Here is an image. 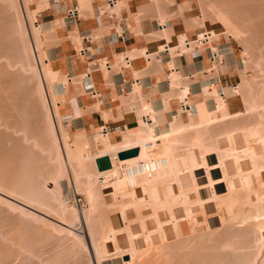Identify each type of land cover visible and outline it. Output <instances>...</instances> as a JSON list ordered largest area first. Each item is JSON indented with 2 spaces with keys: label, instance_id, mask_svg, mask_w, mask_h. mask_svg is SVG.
<instances>
[{
  "label": "rangeland",
  "instance_id": "obj_1",
  "mask_svg": "<svg viewBox=\"0 0 264 264\" xmlns=\"http://www.w3.org/2000/svg\"><path fill=\"white\" fill-rule=\"evenodd\" d=\"M69 1H74V6H79L82 15L88 6L92 7L88 10L94 15L96 5H92V2L87 6L83 0ZM48 2L49 0H0V88L3 85L0 103L10 107L3 108V104H0V113L4 116V120L0 116V189L22 200L14 202L0 194V264H123L124 255L130 258L125 261L127 263L133 258L129 264H264V0H145L149 11L164 13L167 17H163L162 31L167 20L170 21L169 25L173 24L172 33L175 32L178 39L177 43L170 44L171 47H176L172 50V56L192 53L196 45H192V50H187L186 45L182 46L185 44L184 40L194 41L203 32L209 31L214 34L211 47L222 45L229 48L230 56L236 58L238 64L234 70L229 71L224 60L215 69V72L226 75L236 72V80L229 86H237L233 102L238 112L236 117H219L217 121L220 122L215 126L219 125L222 130L229 127L233 135L243 134L245 143L242 146L229 142V139L224 151L219 153L224 160L220 159L224 173H228L226 179L222 180L225 183L202 193L203 197L211 198L205 204L210 203L213 208L209 209L207 205L208 211L202 210L201 205L204 204L199 205L193 197L190 200L187 192L180 187L177 196L171 197L169 206H173L174 198H177L189 209L184 217L188 219L184 234L176 227L178 217L166 204H160V210L153 209L158 203L152 194V189L158 182L162 185L172 181L177 185L179 181V186L183 187L179 180L182 175L178 176L181 169L176 168V171H169L167 174L160 162L166 158L169 163L172 159L175 164L173 155L177 148H173V145L179 142L178 136L174 141L154 143L151 154L149 152L152 155L149 158L153 161L151 165L146 163L137 166L136 163H131L135 166L131 171L136 172V177L134 172L120 180L116 175L101 179L95 172L92 158L84 160L90 155V149L85 145L86 138L63 120L64 114L57 110L58 103H65L69 99L59 97L56 90L62 82L68 89L71 86L78 89L82 87V77L69 83L66 76L55 73L56 75L45 76V81H42L37 73L36 56L42 68L49 70L52 67L55 70L45 53V47L51 45L55 34L47 33L49 30L40 20V15L51 8ZM125 10L127 9L119 6L116 12ZM35 23L41 25L40 32L34 30ZM30 27L35 32L33 38L29 34ZM168 32L163 31L164 35L161 36L164 37ZM73 37L74 40H79L77 32ZM164 38L169 41L167 35ZM165 43L161 46V51H164ZM81 48L78 41L79 56ZM121 56L119 60L112 62L113 69L117 70L118 67L120 70L118 64L121 63ZM152 59L156 61V56ZM95 62L97 61L91 64ZM107 71L104 68L103 72L109 74ZM115 72L114 70L113 73ZM173 78L176 80L175 75ZM4 85L10 90H6ZM135 90L139 92V87ZM218 90L214 87L212 94L218 96ZM136 95L137 92L131 96V100L145 107V102L136 99ZM207 95L209 97V92ZM7 100L11 101L10 104ZM189 101L194 104L191 98ZM52 112L56 115L58 132L53 126ZM202 115L205 121L209 118V112L205 110H202ZM22 122L24 125L20 124ZM211 123L194 131L198 133L200 129L212 125ZM100 141L102 142V137L97 143L101 148ZM200 144L201 141V147ZM188 148L191 149H185ZM203 148L202 160L206 150L212 152L211 149ZM91 156L93 157V153ZM226 157L236 166L241 165L243 159L248 161L249 170L229 173L225 168ZM162 174H170L171 178L166 176L167 179L159 181ZM198 174L203 175V171ZM207 176L209 178L208 174ZM204 181V178L200 180L201 184ZM193 183L194 192L199 196L200 191L194 179ZM110 193H114L113 199L106 197ZM79 200H82V204ZM82 212L85 218L79 222L76 219ZM70 226L78 231L72 230ZM180 228L182 230L181 226ZM133 246H137L134 254L130 252Z\"/></svg>",
  "mask_w": 264,
  "mask_h": 264
},
{
  "label": "crops",
  "instance_id": "obj_2",
  "mask_svg": "<svg viewBox=\"0 0 264 264\" xmlns=\"http://www.w3.org/2000/svg\"><path fill=\"white\" fill-rule=\"evenodd\" d=\"M57 1V3L55 2L51 6L49 11L47 10L48 12L40 15L42 24L49 30L47 33L55 34V39L50 42L51 45L45 47V53L47 58L50 59L51 66L53 65L55 71L61 74V76L67 77L70 75L73 79L82 77V84H80L82 87L74 89L71 86V88L68 89V86L62 82L56 87V90L59 97H68L69 99V101H65V103H58L59 113L64 114L63 120H65V123L71 124V127L76 129L75 131L77 133L84 136L87 142H93L94 139L101 134L102 128L107 126L114 130L112 132V140L114 142L123 143V134L128 131L134 138L140 137L143 142H146H144L145 144H148V142L152 143L149 138L151 135L150 130L142 127L141 124L143 116L146 113L150 114L149 110H153L161 121L155 128L156 133H166L165 131L171 130V123L175 119L174 117L181 119V121L186 124L189 122L188 114L180 110V99H184V93H187L188 100L191 98L194 107L198 106L201 108V111L205 110L209 112L213 110L216 105V96L212 94L214 87L220 90L222 86H227L224 90L229 91L231 89L229 84H233L236 80V72L226 75L209 69L208 50L194 53H179L174 57L168 54L170 51H167L168 53L166 51H161V46L168 41L164 38L165 36H161L164 35L163 33L161 34L162 20L163 17L166 16L164 13L159 14L155 13V11H149L145 0H119L125 2L121 3V6L127 10L119 13L116 12L117 21L113 24L108 21L106 16H103L102 26L98 25L95 18V11L97 8L101 10L105 9L104 0H83L84 2L87 1V6L91 2H93L92 5H96L93 10L94 15L92 16L91 12L86 8L83 15L81 12L80 21L77 23L76 27L66 18V10L74 6V1ZM167 22L169 23L170 21L167 20ZM168 29H171V32L165 35L169 37V43H177V34L175 32L174 34L172 33L174 29L173 24L167 27L166 30ZM75 32L79 34V40H74L73 35ZM90 33L93 35V41L91 43H86L83 37ZM115 33L123 34L126 40L124 42H113L110 36ZM78 41L81 43V47L85 46L90 49L86 58H81L82 56L80 55V57L78 55ZM175 48L176 47H172V50ZM145 52H148L151 57L146 59L144 56ZM120 55H122L121 58L124 56H128L129 58L133 57L132 67L130 69H111L109 71L106 69L109 74L103 72L104 69L96 70L93 72L89 82L83 81L87 66L92 65L90 64V60L100 61L107 59L114 62ZM229 55L231 54H226L227 58L225 56V59L229 61L227 63L225 60L226 62L224 65H228L227 68L229 71H232L237 66V60ZM152 56H156V61L152 59ZM231 57L234 59H230ZM114 70L116 71L115 73H113ZM172 74L177 76L175 81L173 80L174 75ZM218 79L220 83H217ZM71 82L69 81V83ZM213 83H217V85L212 86L211 84ZM89 84L99 93V97H94L86 90ZM209 86L210 91L208 97L206 88ZM137 87H139V92L135 90ZM219 90L217 94H220ZM136 92L138 93L136 99L145 102V107H143L141 103L136 104L131 100V96ZM234 97L235 96L230 95L227 99V101H230L228 102V111L233 115L238 114L233 102ZM189 104H191L190 101ZM218 115H220L218 117H221V114ZM219 122L215 121L214 124L200 129L198 133L191 130L178 136L177 140L179 142L173 145V148H177L174 150L175 155H173L177 169L186 170L190 168L188 167L189 160L192 166L202 163L203 147L214 151L207 157L208 166L214 167L220 164L219 152L221 150L224 151L225 145L229 139V142L233 141L234 144L239 143L242 146L244 145L245 136L243 134L233 135L229 127L222 130L219 125L215 126ZM197 141H201V147ZM186 147H190L191 149L188 148L186 150ZM212 147H214L215 150H213ZM179 148L182 149L180 150ZM102 149V147H98L95 150L100 151ZM225 162L226 171L229 173L237 174L240 171L249 170V163L244 159L239 166L238 164L236 166L232 160H227V158ZM95 165L96 162H93L94 168L97 169V165ZM200 171H203V175L199 174L198 182L201 184L200 180L204 178L206 181L201 185H209V178L206 171ZM198 172L199 171H196L197 174ZM210 173L214 179L224 178V170L221 168L210 170ZM185 175L187 176L185 177ZM166 176L162 174L161 180L159 181H164L167 177L171 178L170 174ZM179 180L183 183V187L179 186V181L177 185L172 181L169 184L162 185L158 182L157 186L153 187L152 194L158 203L153 209L160 210V204H166L168 208H170V211L172 210L174 212L173 214L178 217L176 219L178 220L176 225L180 232L184 234V228L188 226V219L184 217L189 209L183 206L181 199L177 200V198H174L175 201L172 203L173 206H169L170 204L168 202L171 201V197L177 196L178 187H180L183 188L185 193L187 192L190 200L193 197V199L198 202L199 198L208 199L209 197H203L202 193L207 189L211 191L212 188H208L209 186H207L206 189H201L200 195L198 196L196 192H194V183L191 173H184ZM223 183H225V181L220 184ZM217 186H215V188H217ZM136 194H138V192H136ZM106 197L113 199L114 193L107 194ZM127 199H129V197H127ZM131 203L132 202H130V204ZM207 205H209V209L213 208L209 203L204 204V206L201 205V209L208 211Z\"/></svg>",
  "mask_w": 264,
  "mask_h": 264
},
{
  "label": "bare ground",
  "instance_id": "obj_3",
  "mask_svg": "<svg viewBox=\"0 0 264 264\" xmlns=\"http://www.w3.org/2000/svg\"><path fill=\"white\" fill-rule=\"evenodd\" d=\"M48 1V0H47ZM79 1V0H78ZM88 1V0H87ZM86 1V2H87ZM119 1V0H118ZM216 2L218 1V0H215ZM249 1V0H248ZM46 2V1H45ZM57 3L58 1H56V0H49V2H48V5L51 7L54 3ZM214 2V1H213ZM234 2V1H233ZM90 3V2H89ZM93 3V2H92ZM121 3H124L123 1H119L118 2V4H117V7H116V10H119V6H121ZM127 3V2H126ZM176 3V2H175ZM228 3H230V2H228ZM88 4V3H87ZM91 4V3H90ZM213 4V7H214V3H212ZM224 4V3H223ZM234 4V3H233ZM235 4H236V2H235ZM46 5V4H45ZM56 5V4H55ZM123 5V4H122ZM127 5V4H126ZM216 5V4H215ZM221 5V4H220ZM226 5V4H225ZM57 6V5H56ZM219 7V6H218ZM217 7V8H218ZM229 7V6H228ZM232 7H233V5H232ZM57 8V7H56ZM88 8H89V6H88ZM91 9H92V7H90ZM89 8V9H90ZM182 8V7H181ZM215 8V7H214ZM224 9V8H223ZM226 9V8H225ZM230 9V8H229ZM228 9V10H229ZM233 9V8H232ZM231 9V10H232ZM238 9V8H237ZM121 10V9H120ZM182 10V9H181ZM216 11V10H215ZM238 11V10H237ZM118 12V11H117ZM216 12H218V11H216ZM223 12V11H222ZM119 13V12H118ZM224 13V12H223ZM217 14V13H216ZM221 14V13H220ZM218 15H219V13H218ZM169 16V15H168ZM226 16H227V14H226ZM174 17V16H173ZM219 17V16H218ZM167 18V17H166ZM227 18V17H226ZM227 19H229V18H227ZM225 20V19H224ZM226 21V20H225ZM229 21V20H228ZM231 21V20H230ZM198 23V22H197ZM227 23H229V22H227ZM60 24V23H59ZM165 24V23H164ZM170 22L168 23V22H166V24L164 25V29H163V31H164V33L166 32H168V31H170L169 29H168V31L166 30L167 29V27H169L170 25ZM2 25V24H1ZM31 25V24H30ZM33 26V25H32ZM163 26V25H162ZM161 26V27H162ZM165 27H166V29H165ZM194 27V26H193ZM33 28H34V30L35 31H39L40 29H41V25L40 24H38V23H35V26H33ZM6 31V30H5ZM163 31H161V33L163 32ZM3 32V31H2ZM40 32V31H39ZM35 32L33 31V29H32V27H30V29H29V34H30V36L33 38V34H34ZM37 33V32H36ZM4 35V34H3ZM91 35H92V33H91ZM159 35V34H158ZM168 35V34H167ZM170 35V34H169ZM166 36V35H165ZM201 36V35H200ZM3 37V36H2ZM168 37V36H167ZM4 38V37H3ZM37 38V37H36ZM92 38H93V35H92ZM83 39H84V37H83ZM167 39V38H166ZM184 39V38H183ZM85 40V39H84ZM185 40H187V39H185ZM184 40V41H185ZM92 41H93V39H92ZM190 41V40H189ZM170 39H169V41H168V43L166 44V45H164V51H170L168 54H171L172 55V47L170 46ZM186 44H184V45H182V46H185ZM165 47H168V49L167 48H165ZM180 47V46H179ZM185 47H187V50L189 49V50H192V48L190 47V48H188V46H185ZM83 48H85V46H82V48H81V50L83 49ZM182 48V47H181ZM184 48V47H183ZM212 48H214V47H212ZM176 49V48H175ZM186 49V48H185ZM80 50V51H81ZM90 50V49H89ZM174 50V49H173ZM203 50V49H202ZM34 51H35V48H34ZM178 51V50H177ZM88 54V53H87ZM231 54V53H230ZM38 55V54H37ZM87 55H85V56H82V57H86ZM145 57H147L146 56V52H145V55H144ZM230 56V55H229ZM125 57V56H124ZM124 57H122V58H120V59H123ZM151 57V56H150ZM149 57V58H150ZM153 57V56H152ZM174 57V56H173ZM11 58V57H10ZM36 58H37V64H38V68H37V73H38V75H40V77L42 78V81H45V78L47 77V76H50L51 74H55V73H57L55 70H53L52 69V67H50L49 68V70L48 69H45V67L44 68H42L41 67V64H40V60L38 59V57L36 56ZM171 58H172V56H171ZM226 58H227V56H226ZM8 59V58H7ZM146 59H148V57L146 58ZM228 59H229V57H228ZM230 59H234V58H230ZM224 60H226V59H224ZM227 61V63H228V61L229 60H226ZM225 61V62H226ZM231 61V60H230ZM121 63H122V60H121ZM230 65V64H229ZM234 65V64H233ZM236 65V64H235ZM238 65V64H237ZM2 66V65H1ZM228 66V65H227ZM227 66H225V67H227ZM5 67H7V66H5ZM114 67H112V69H113ZM118 68V67H117ZM7 69H8V67H7ZM9 69H11V68H9ZM226 69V68H225ZM108 70V69H107ZM117 70H119V68L117 69ZM228 70V69H227ZM109 71V70H108ZM210 71V70H209ZM6 73V72H5ZM118 73H119V71H118ZM11 74V73H10ZM15 74V73H14ZM180 74V73H179ZM56 75V74H55ZM172 75H174V74H172ZM15 76V75H14ZM13 76V77H14ZM46 76V77H45ZM53 76V75H52ZM10 77V76H9ZM174 77V76H173ZM1 78V77H0ZM11 78V77H10ZM175 78H177L176 77V75H175ZM14 79V78H13ZM18 79V78H17ZM174 79V78H173ZM172 80V79H171ZM6 81H8V80H6ZM175 81V80H174ZM172 82V81H171ZM177 82V81H176ZM248 82V81H247ZM53 83V82H52ZM1 84H3V82L1 83ZM7 84H8V82H7ZM177 85V84H176ZM2 86L3 85H1V88H2ZM51 86V85H50ZM175 86V85H174ZM4 87H5V89L6 90H10V89H7L6 87V85H4ZM11 87V86H10ZM212 87V86H211ZM237 87V86H236ZM1 88H0V90H1ZM17 88V87H16ZM213 88V87H212ZM264 88V87H263ZM3 89V88H2ZM12 89V88H11ZM187 89V88H186ZM5 90V91H6ZM13 90V89H12ZM48 90V89H47ZM206 91H210V86L209 87H207L206 88ZM186 92V91H185ZM207 92V93H208ZM241 92V91H240ZM0 93H1V91H0ZM189 93V92H188ZM206 93V94H207ZM235 93H236V91H235V89H234V87L233 86H231V89L229 90V91H227V90H224V96H220V94H217L218 96H216L215 97V99H216V105H215V108L213 109V110H211V111H209V118L205 121L202 117H203V115H202V111H201V108H199L198 106H196V107H194L192 104H190L192 107H193V109L194 110H192V111H190V113L188 114V116H189V122L186 124V123H184L183 121H181V119H179V118H176V117H174L175 119L172 121V125H171V130L170 131H168V132H166V133H159V134H157L156 133V130H155V128H156V126L157 125H159L160 123H161V121H160V118L158 117V115L156 114L155 116L153 115L154 114V112H152V113H148V114H145L144 116H143V118H142V127H145V128H148L149 130H150V132H151V135L149 136V138H150V140L152 141V143H149L148 142V144H145L144 142H143V140L140 138V137H136V138H134L131 134H129L128 133V131L127 132H125L124 134H123V138H124V142L122 143H117V142H113L112 141V133H107V132H105V133H102L101 132V134L96 138V139H94V141L93 142H87V144H85V145H88V147L87 146H85V149H86V147H87V149L89 148L90 149V155L88 156L87 154H88V152H87V150H86V152H87V157H85L84 158V160H88V159H90V158H92V160H93V162H96V165H97V160L99 159V158H102V157H104V156H109V158H110V161H111V165H112V168L110 169V170H107V171H104V172H100L99 170H98V167H97V169H95L96 171L95 172H97V176L99 177V178H101V179H103V178H106L107 176H118V180H120V179H123L124 177H125V175H127L126 177H128V176H130V173H134L135 171H131L133 168H135V166H132L131 165V163H136L137 164V166H143L144 164H146V163H149L150 165L152 164V162L153 161H151L152 159L151 158H149V157H151L152 155H149V152H150V150H152L153 148H154V143L155 142H160V143H162V141H163V143H164V140H173L174 141V138L175 137H177V136H179V135H182L183 133H187V132H189V131H191V130H195V129H197V128H199V127H202L204 124L206 125L207 123L209 124V123H211V122H215V121H217V119H219V115H218V113L219 114H221V116L222 117H236L235 115H233V114H230L229 113V111H228V101H227V99L229 98V96L231 95V96H234L235 95ZM251 93V92H250ZM258 93V92H257ZM260 93V92H259ZM2 94V93H1ZM6 94H9V93H7L6 92ZM187 94V93H186ZM185 93H184V99H188V97H187V95H186ZM215 94V93H214ZM238 94V93H237ZM261 94V93H260ZM3 95H5V92H3ZM16 95V94H15ZM185 95H186V98H185ZM252 95V94H251ZM259 95V94H258ZM1 96V95H0ZM6 96V95H5ZM8 96H10V95H8ZM12 96V95H11ZM180 96V95H179ZM212 97V96H211ZM217 97L220 99H217ZM1 98V97H0ZM3 98V97H2ZM5 98V97H4ZM258 98H260V97H258ZM7 99V98H6ZM8 99H10V97H8ZM15 99V98H14ZM251 99V98H250ZM263 99V98H262ZM11 100V99H10ZM6 101V100H5ZM49 101V100H48ZM7 102H9V104H10V102L11 101H8L7 100ZM6 102V103H7ZM12 102H14V101H12ZM15 103V102H14ZM17 103V102H16ZM24 103V102H23ZM0 104H3V103H0ZM5 104V103H4ZM2 105V107L3 108H6L7 106H8V104H6V105ZM13 104V103H12ZM14 105V104H13ZM253 105V104H252ZM1 106V105H0ZM6 106V107H5ZM12 106V105H11ZM17 106V105H16ZM254 106V105H253ZM21 107V106H20ZM201 107V106H200ZM255 107V106H254ZM7 108H9L10 109V107L8 106ZM13 108V107H12ZM259 108V107H258ZM2 109V108H1ZM17 109V108H16ZM57 110H58V108H57ZM8 111V110H7ZM153 111V110H152ZM1 112V111H0ZM5 112V111H4ZM10 112V111H9ZM8 112V113H9ZM151 112V111H150ZM6 113V112H5ZM7 113V114H8ZM13 113V112H12ZM2 114H3V112H2ZM6 114V115H7ZM11 114V113H10ZM15 114V113H14ZM0 116L2 117L3 115H1V113H0ZM8 117H10L9 115H7ZM14 116V115H13ZM19 116V115H18ZM6 118V117H5ZM154 118V119H153ZM52 119H53V126H54V129H56L57 130V132H58V125H56V115L52 112ZM229 119V118H228ZM3 120H4V116H3ZM225 120V119H224ZM16 121V120H15ZM204 121V122H203ZM223 121V120H222ZM9 122V121H8ZM218 122V121H217ZM2 123H4V121L2 122ZM6 123V122H5ZM10 124H12V123H10ZM17 124V123H16ZM20 124H23L24 125V123L22 122V123H20ZM212 124V123H211ZM214 124V123H213ZM7 125V124H6ZM27 125V124H26ZM1 126H2V124H1ZM11 126V125H10ZM3 127V126H2ZM12 127V126H11ZM19 127V126H18ZM13 128V127H12ZM11 128V129H12ZM26 128V127H25ZM9 129V128H8ZM14 129V128H13ZM20 129V128H19ZM22 129V128H21ZM3 130V129H2ZM4 130H5V128H4ZM37 130V129H36ZM143 130V129H142ZM139 131H140V129H139ZM9 133V132H8ZM20 133V132H19ZM142 133V132H141ZM4 134V133H3ZM16 134H18V133H16ZM138 134H139V132H138ZM20 135V134H19ZM114 135V134H113ZM136 135H137V132H136ZM140 135V134H139ZM138 136V135H137ZM147 136V135H146ZM10 137V136H9ZM101 137H102V144L100 143V145L102 146V150H95L98 146L97 145H99V144H97L98 143V140L99 139H101ZM144 137V136H143ZM8 138V137H7ZM17 140V139H16ZM8 142V141H7ZM85 143V142H84ZM119 144H121V145H119ZM143 144H145V146L143 147ZM61 145V144H60ZM78 145V144H77ZM5 146H6V144H5ZM10 146V145H9ZM7 147V146H6ZM24 147V146H23ZM59 147V146H58ZM75 147V146H74ZM138 148L139 150H140V153H139V156L138 157H135V158H131V159H127V160H120V158H119V154L121 153V152H124V150L125 151H129V149H131V148H133V149H135V148ZM141 149H140V148ZM9 148V147H8ZM32 148H33V146H32ZM83 148H84V146H83ZM23 149V148H22ZM31 149V148H30ZM123 150V151H122ZM132 150V149H131ZM5 151V150H4ZM18 151V150H17ZM25 151H27V150H25ZM171 151V150H170ZM173 151V150H172ZM33 152V151H32ZM61 152V151H60ZM214 151H208V150H206L205 151V153H204V155H203V162L202 163H199V164H197V165H194V166H192L191 165V163L188 161V163L190 164V166H189V164H188V167H190V168H187V170H184V171H179V172H181L180 174H178V176L179 175H183L184 173L186 174V172H188L189 173V171H191L190 173H191V176L193 177V179H194V181H195V183L198 185V191H200L201 189H206V187L207 186H209V188H215V186H217L218 184H220L221 182H222V180H224V179H226V172L224 173V175H223V179H214L212 176H211V173H210V170H214L215 168H221V169H224V167H223V162L221 163L220 162V164L219 165H217V166H214V167H210V166H208V164H207V157L209 156V155H211L212 153H213ZM217 152V151H216ZM7 153V152H6ZM19 153V152H18ZM30 153V152H29ZM91 153H93V157L91 156ZM219 153H221V152H219ZM150 154H151V152H150ZM173 154V153H172ZM85 155V156H86ZM175 155V154H174ZM185 155V154H184ZM23 156V155H22ZM91 156V157H90ZM167 156V155H166ZM164 157V156H163ZM153 158V157H152ZM165 158V157H164ZM227 158V157H226ZM17 159V158H16ZM26 159V158H25ZM120 161H119V160ZM151 159V160H150ZM154 159V158H153ZM166 159V158H165ZM161 159V163L163 164V166H164V169H165V172L168 174L169 173V171H176V166H175V164H174V162H173V160L172 159H170L171 160V163H169V161L166 159ZM176 159V158H175ZM187 159V158H186ZM220 159H221V157H220ZM96 160V161H95ZM155 160V159H154ZM163 160V161H162ZM188 160V159H187ZM186 160V161H187ZM221 160H223V159H221ZM145 161V162H144ZM224 161V160H223ZM29 162V161H28ZM16 163V162H15ZM19 163V162H18ZM26 163V162H25ZM30 164V163H29ZM135 164V165H136ZM134 165V164H133ZM54 166V165H53ZM52 166V167H53ZM132 166V167H131ZM136 166V167H137ZM3 167V166H2ZM11 168V167H10ZM19 169V168H18ZM1 170V169H0ZM200 170H205L206 171V174H208L209 175V180H210V184L209 185H201L199 182H198V180H199V177H198V175L199 174H197L196 173V171H200ZM225 171V170H224ZM19 172V171H18ZM21 172H22V170H21ZM28 172V171H27ZM152 172H154V171H152ZM152 172H150V174L152 175ZM179 172H177V173H179ZM4 173V172H3ZM136 173V172H135ZM17 174V173H16ZM156 174H158V170H157V173ZM10 175V174H9ZM25 175V174H24ZM151 175H149L150 177H152ZM154 175H155V173H154ZM3 176V175H2ZM156 176V175H155ZM27 177H30V176H27ZM143 177V176H142ZM154 177V176H153ZM5 178V177H4ZM147 178H148V176H147ZM19 179V178H18ZM30 179V178H29ZM154 179V178H153ZM209 180H208V182H209ZM3 182V181H2ZM29 184V183H28ZM62 184V183H61ZM20 185H23V184H20ZM26 185V184H25ZM60 185V184H59ZM65 185V184H64ZM8 186V185H7ZM11 186V185H10ZM35 186V185H34ZM18 187V186H17ZM6 188V187H5ZM8 188V187H7ZM21 188V187H20ZM23 188V187H22ZM1 191H2V189H0ZM24 190V189H23ZM0 191V193L1 194H5V196H8L9 198H11V199H14L15 201H18V202H21L22 200H20L18 197H16V195L15 196H13V195H11V194H7L5 191H2L1 192ZM15 191V190H14ZM4 192V193H3ZM24 194V193H23ZM199 194H200V192H199ZM1 196V195H0ZM60 197V196H59ZM63 197V196H62ZM23 199V198H22ZM62 200V199H61ZM60 200V201H61ZM76 200V199H75ZM211 200V198H208V199H201V198H199L198 199V204H205V203H207V202H209ZM57 201H58V199H57ZM194 203H196V202H194ZM67 205V204H66ZM197 205V204H196ZM66 207V206H65ZM193 207V206H192ZM191 208V207H190ZM63 209V208H62ZM77 209V208H76ZM69 210V209H68ZM77 211H78V209H77ZM66 212H67V207H66ZM188 212V211H187ZM67 213H69V212H67ZM86 214V213H85ZM84 214V215H85ZM68 215V214H67ZM75 217H76V215H75ZM85 218V217H84ZM83 212L82 213H80L78 216H77V221H79V222H81L83 219ZM78 223V222H77ZM81 224V223H80ZM78 225V224H77ZM71 227V226H70ZM177 227V226H176ZM71 228H73V227H71ZM18 229V228H17ZM16 229V230H17ZM79 229V228H78ZM15 230V229H14ZM20 230V229H19ZM72 230H75V231H78L76 228L74 229H72ZM69 233V232H68ZM74 233V232H73ZM77 234V233H76ZM69 235H71V234H69ZM87 235H89V233L87 234ZM21 236V235H20ZM27 237V236H26ZM72 237H74L73 235H72ZM79 238H83V236H78ZM87 237V236H86ZM164 237V236H163ZM21 238V237H20ZM76 238V237H75ZM108 238V237H107ZM107 238H105V240L107 239ZM1 239V238H0ZM71 239V238H70ZM163 239V238H162ZM75 240V239H74ZM148 240V239H147ZM146 240V241H147ZM6 241V240H5ZM108 241H110V240H108ZM76 243V242H75ZM115 243L116 242H114V245H115ZM133 243V242H132ZM147 243V242H146ZM1 244V243H0ZM23 244V243H22ZM149 244V243H148ZM12 245V244H11ZM20 245V244H19ZM182 245V244H181ZM22 246V245H21ZM20 246V247H21ZM183 246H185V245H183ZM182 246V247H183ZM2 247V246H1ZM174 247V246H173ZM22 248H24V246L22 247ZM9 249V248H8ZM13 249H14V247H13ZM116 249H118V247H116ZM137 246H133V248H131V253L132 254H134L137 250ZM174 249V248H173ZM3 250V249H2ZM7 250V249H6ZM182 250V249H181ZM20 251V250H19ZM22 251V250H21ZM95 251H97V249L95 250ZM171 251H173V250H171ZM6 252V251H5ZM12 252V251H11ZM170 252V251H169ZM183 252V251H182ZM186 252V251H185ZM15 253V252H14ZM13 253V254H14ZM21 253V252H20ZM3 254V253H2ZM11 254V253H10ZM19 254V253H18ZM162 254H164V253H162ZM167 254V253H166ZM190 254V253H189ZM4 255V254H3ZM15 255V254H14ZM25 255V254H24ZM188 255V254H187ZM9 256V255H8ZM13 256V255H12ZM124 256H126V255H124ZM158 256H160V255H158ZM185 256V255H184ZM3 257V256H2ZM11 257V256H10ZM21 257V256H20ZM127 257H129V256H127ZM28 258H30L29 256H28ZM2 259V258H1ZM0 259V260H1ZM4 259H5V257H4ZM22 259V258H21ZM132 259L133 258H131V261H132ZM200 259V258H199ZM94 260H95V257H94ZM129 260H130V258H129ZM128 260V261H129ZM202 260V259H201ZM25 261V260H24ZM131 261L130 262H125V260H123V264H129V263H131ZM5 262H6V260H5ZM14 262V261H13ZM21 262V261H20ZM23 262V261H22ZM18 263V262H17ZM22 264H24V263H22ZM39 264V263H38Z\"/></svg>",
  "mask_w": 264,
  "mask_h": 264
},
{
  "label": "built area",
  "instance_id": "obj_4",
  "mask_svg": "<svg viewBox=\"0 0 264 264\" xmlns=\"http://www.w3.org/2000/svg\"><path fill=\"white\" fill-rule=\"evenodd\" d=\"M105 2V9L101 10L99 8H97V10L95 11V18L98 22L99 26H102L103 24V16H106L108 21H110L112 24L115 23L117 21V15H116V7L118 4V0H104ZM80 8L79 6H73L69 9L66 10V18L67 20L74 26H77V23L80 21ZM214 37V34L212 32H203L201 34L200 37H197V39H195L194 41H189L188 39L185 40V44L186 46H188V48L192 47V45H196V48L193 49V52H201L202 49H206L209 51V69L211 71H214L219 65H222L225 59L226 54H229V48L222 46V45H214L215 48L211 47V43H212V39ZM111 40L113 42H124L126 40V37L123 34H119V33H115L113 35L110 36ZM85 42L86 43H91L92 42V35L91 33L88 35L84 36ZM168 49V47H166ZM90 52L89 47H85L80 51V55L81 56H85L87 55V53ZM231 53V52H230ZM146 56L149 58L150 54L148 52H146ZM145 57V58H147ZM90 60V59H89ZM91 63L93 62L92 60H90ZM132 58H129L128 56H125L122 59V63L118 64L120 66L121 70H127L130 69L132 67ZM90 63V64H91ZM97 66V67H94ZM114 66V63H112L110 60L107 59H103L100 61H97L95 63H93L92 65H88L87 66V70L84 74V82H89L91 80L92 74L93 72H95L96 70H102V69H108L111 70L112 67ZM68 81H72L73 77L72 76H67ZM220 83V80L218 79V82ZM217 83H213L211 84L212 86L217 85ZM227 86H222L221 89L219 90L220 95L224 96V89ZM234 89H236V85L234 86ZM86 90L88 92H90L94 97H99V93L96 92V90L89 84L86 88ZM180 110L183 113L189 114L190 111L194 110L193 107L189 104V100L188 99H180ZM102 133L105 132H109L112 133L114 130L111 127H107L104 126L102 128ZM106 134V133H105ZM82 200H79V203L82 204L81 202Z\"/></svg>",
  "mask_w": 264,
  "mask_h": 264
},
{
  "label": "water",
  "instance_id": "obj_5",
  "mask_svg": "<svg viewBox=\"0 0 264 264\" xmlns=\"http://www.w3.org/2000/svg\"><path fill=\"white\" fill-rule=\"evenodd\" d=\"M139 153H140V150L138 148H135V149H132L129 151L121 152L119 154V158H120V160H127V159L138 157ZM97 167H98V170L100 172L110 170L112 168V165H111V161H110L109 156H104L102 158H99L97 160ZM1 195L4 196L5 198H7L8 200L16 202L15 200H13V199H11V198L3 195V194H1ZM123 260L128 261L129 257L125 256V257H123Z\"/></svg>",
  "mask_w": 264,
  "mask_h": 264
}]
</instances>
